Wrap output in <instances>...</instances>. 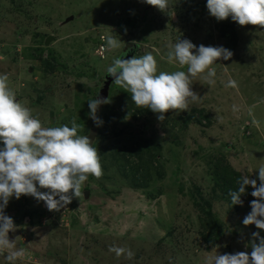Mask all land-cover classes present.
Wrapping results in <instances>:
<instances>
[{
  "label": "rangeland",
  "instance_id": "374dc122",
  "mask_svg": "<svg viewBox=\"0 0 264 264\" xmlns=\"http://www.w3.org/2000/svg\"><path fill=\"white\" fill-rule=\"evenodd\" d=\"M168 4L160 11L143 0H0V74L45 127L75 120L78 134L92 130L103 167L102 178L89 176L82 195L58 212L31 196L9 200L4 213L16 227L8 236L25 250L15 264H206L216 254H250L251 234L264 237L243 224L251 186L242 205L228 196L245 175L259 184L264 163V27L217 21L207 0ZM110 35L119 48L106 49ZM179 39L232 52L213 65V84L203 74L193 79L200 100L188 111L170 110L159 121L113 80L102 89L127 43L138 48L124 59L151 52L158 71H186L161 59ZM229 78L239 87L226 88ZM95 98L109 100L98 108L100 126L88 115ZM112 246L134 256L117 257ZM6 255L0 264H8Z\"/></svg>",
  "mask_w": 264,
  "mask_h": 264
},
{
  "label": "clouds",
  "instance_id": "9594fccd",
  "mask_svg": "<svg viewBox=\"0 0 264 264\" xmlns=\"http://www.w3.org/2000/svg\"><path fill=\"white\" fill-rule=\"evenodd\" d=\"M143 2L160 11L169 6L168 0ZM206 7L217 21L231 17L240 26L264 27V0H207ZM120 45L121 40L111 35L105 42L107 50L117 49ZM167 47L166 55L161 59L169 65L177 64L180 69L186 67V71H158L157 59L151 52L129 59L115 58L106 70L114 84L131 94V100L138 108L150 109L159 121H164L165 113L170 110L188 111L190 103L199 102V94L191 87L193 79L203 74V80L213 84L216 77L213 65L218 60L232 57V52L222 46L201 44L197 47L187 39H179ZM224 86L239 87L232 78ZM106 103L109 100L105 98L88 101V115L97 126L103 123L97 116L98 108ZM232 111H239L237 105L232 106ZM252 123L259 127L260 122L255 118ZM81 129L82 125L75 120L71 127L67 124L45 127L32 115L29 107L17 100L9 86L8 75L0 74V254L7 252L8 264H15L25 256V250H16L15 241L10 242L8 238V233L16 227L13 219L4 213L12 197L31 196L43 201L48 211L58 212L73 198L82 195V187L89 176L102 178L99 151L93 147L88 135L78 134ZM257 170L259 184L257 179L245 175L237 180L238 189L230 190L228 196L232 205H242L241 195L250 185L251 196L255 199L250 202L251 211L243 224H254L257 229L264 230V163ZM251 235L250 254L244 251L216 254L207 259L206 264H264V237L259 232ZM109 251L117 257L126 254V258L131 259L134 256L130 249L122 247L112 246Z\"/></svg>",
  "mask_w": 264,
  "mask_h": 264
},
{
  "label": "water",
  "instance_id": "95a60500",
  "mask_svg": "<svg viewBox=\"0 0 264 264\" xmlns=\"http://www.w3.org/2000/svg\"><path fill=\"white\" fill-rule=\"evenodd\" d=\"M71 20H72V16L70 15L67 18L64 19V23L69 22ZM50 39H51L50 36L46 37V40L44 41V44L46 45L47 42H48V40H50ZM131 47L133 49V52L132 53H131V51L129 52V48H131ZM137 48H138V45L137 44H135V43H127L125 45V47L123 48V50L118 55V57L121 56V58L124 59L125 56H127L126 54L131 53V55H132L133 53H135V51L137 50ZM105 80L106 81L104 83V87H107L109 85V82H111L113 80V78L110 75L107 74L106 77H105ZM93 135H94V132L92 130H90L89 133H88V136H89V139L90 140H92ZM86 196H87V192H84L83 193V197H86ZM8 238H9L10 242H12V237L11 236H8Z\"/></svg>",
  "mask_w": 264,
  "mask_h": 264
},
{
  "label": "trees",
  "instance_id": "16d2710c",
  "mask_svg": "<svg viewBox=\"0 0 264 264\" xmlns=\"http://www.w3.org/2000/svg\"><path fill=\"white\" fill-rule=\"evenodd\" d=\"M227 36V33H222V37H226ZM48 73H50V74H55V72L53 71V70H49V72ZM106 75H107V72H106ZM106 81V80H105ZM105 81L102 83V89L103 88H105V89H108V87L109 86H107V87H104V83H105ZM221 172H223V173H227V168H225V167H223L222 169H221ZM136 181V180H135ZM132 182H133V179H132ZM137 183V182H136Z\"/></svg>",
  "mask_w": 264,
  "mask_h": 264
},
{
  "label": "built area",
  "instance_id": "2783aa9c",
  "mask_svg": "<svg viewBox=\"0 0 264 264\" xmlns=\"http://www.w3.org/2000/svg\"><path fill=\"white\" fill-rule=\"evenodd\" d=\"M101 48V47H100Z\"/></svg>",
  "mask_w": 264,
  "mask_h": 264
}]
</instances>
